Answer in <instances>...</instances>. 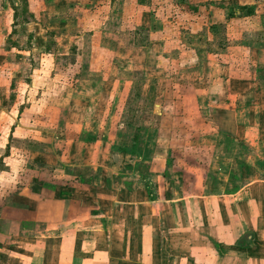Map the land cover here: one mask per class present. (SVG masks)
<instances>
[{
	"label": "crops",
	"instance_id": "0c3cea01",
	"mask_svg": "<svg viewBox=\"0 0 264 264\" xmlns=\"http://www.w3.org/2000/svg\"><path fill=\"white\" fill-rule=\"evenodd\" d=\"M26 2L34 20L13 25L12 5L19 8L16 22L21 0H0V146L10 141L8 168L0 171L9 178L0 186V264H264V37L248 50L236 46L228 63L211 59L214 68L194 59L193 74L212 76L186 122L201 149L159 150V129L150 128L138 155L121 152L130 165L116 171L107 135L91 136L95 120H108L90 95L98 97L104 82H86V92L76 88L52 125L44 115L24 118L26 106L14 112L12 82L24 92L30 82L10 70V54L15 49L17 63L32 62L20 37L26 45L30 39L29 53H45L47 30L77 23L45 20L50 9L60 13L92 0ZM252 3L264 27V0ZM123 49L124 60H141V49Z\"/></svg>",
	"mask_w": 264,
	"mask_h": 264
},
{
	"label": "rangeland",
	"instance_id": "374dc122",
	"mask_svg": "<svg viewBox=\"0 0 264 264\" xmlns=\"http://www.w3.org/2000/svg\"><path fill=\"white\" fill-rule=\"evenodd\" d=\"M252 1L258 0H92L89 4L69 6L60 13L51 8L45 20L66 16L77 23L62 30H47L48 41L45 53L41 54L32 50L29 53L30 39L26 45L24 36L20 37L23 41L20 47L32 62L17 63L15 49L10 54L13 63L10 70H20L22 80L30 82L26 92L24 85L12 82L10 88L14 92L10 102H15L18 96L14 112L23 113L26 106L24 118L41 121L44 115L52 125L61 111L65 115L62 109L72 101L76 88L86 92V82L99 80L104 82L100 84L101 94L90 95L93 105L99 102L104 105V118L108 120L103 125L101 120H95L91 136L98 130L107 135L109 165L114 170L121 171L130 165L123 157L138 155L141 140L150 128L159 129L163 142H159V150L196 153L203 144L201 140L195 144V136L186 122L192 120V107L201 100L203 84L208 85L212 76L193 74L198 69L194 59L198 56L200 62L214 68L211 59L228 63L237 53L236 46L248 50L249 43L264 37L260 13L254 12ZM31 15H27V21L34 20ZM21 19L24 20L22 17L16 23L21 24ZM123 48L141 49V60L138 56L133 63L124 60L128 58H123ZM111 72L114 73L110 76ZM30 74L32 79L28 77ZM41 104L47 110L37 107ZM195 117L196 122L200 121L197 112ZM206 138L205 145L210 146L213 134ZM25 144L19 143L18 150L25 151ZM7 148L10 149V141L5 147L0 146L1 156ZM3 163L5 160H0V171L8 168ZM1 177L0 186H7L9 178Z\"/></svg>",
	"mask_w": 264,
	"mask_h": 264
},
{
	"label": "trees",
	"instance_id": "16d2710c",
	"mask_svg": "<svg viewBox=\"0 0 264 264\" xmlns=\"http://www.w3.org/2000/svg\"><path fill=\"white\" fill-rule=\"evenodd\" d=\"M22 2V6H21V14H22V17L24 18L25 21H27L28 19V16L29 15L30 17H32L31 13L28 12V9H27V2L26 0H21ZM12 8L14 10V15H13V18H14V21H13V25L16 23L15 20L17 19V17L20 15L19 13V8L17 6H13L12 5ZM16 32V28L15 27H12V31H11V34L12 33H15ZM9 154V148L6 149L5 151V155L3 154L1 157H0V160H4V158Z\"/></svg>",
	"mask_w": 264,
	"mask_h": 264
},
{
	"label": "water",
	"instance_id": "95a60500",
	"mask_svg": "<svg viewBox=\"0 0 264 264\" xmlns=\"http://www.w3.org/2000/svg\"><path fill=\"white\" fill-rule=\"evenodd\" d=\"M156 111H157V112L159 111V107H158V105L156 106Z\"/></svg>",
	"mask_w": 264,
	"mask_h": 264
}]
</instances>
